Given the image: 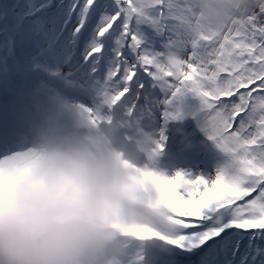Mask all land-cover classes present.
<instances>
[{
  "label": "snow or ice",
  "instance_id": "1",
  "mask_svg": "<svg viewBox=\"0 0 264 264\" xmlns=\"http://www.w3.org/2000/svg\"><path fill=\"white\" fill-rule=\"evenodd\" d=\"M182 3L0 4V95L20 127L111 107L147 124L163 154L167 124L190 116L214 149V175L162 161L180 227L156 264H264V14L196 38L179 24Z\"/></svg>",
  "mask_w": 264,
  "mask_h": 264
},
{
  "label": "clouds",
  "instance_id": "2",
  "mask_svg": "<svg viewBox=\"0 0 264 264\" xmlns=\"http://www.w3.org/2000/svg\"><path fill=\"white\" fill-rule=\"evenodd\" d=\"M261 14L264 0H183L179 24L217 37ZM163 156L111 107L21 127L0 151V264H156L180 227Z\"/></svg>",
  "mask_w": 264,
  "mask_h": 264
},
{
  "label": "rangeland",
  "instance_id": "3",
  "mask_svg": "<svg viewBox=\"0 0 264 264\" xmlns=\"http://www.w3.org/2000/svg\"><path fill=\"white\" fill-rule=\"evenodd\" d=\"M15 0H0V4L3 3H13ZM2 23V22H0ZM3 41V33L0 32V42ZM82 50V49H81ZM8 97H4L0 95V125L3 124V128H0V141L2 138L8 137L4 132H1L4 130L6 133L10 134L11 131L18 132L21 127L16 124L7 114L6 111V103ZM184 104L187 108H194L196 105V101L192 99L191 97L186 98L184 101ZM5 116V120L2 119V117ZM8 122L10 124V128L6 129L5 128V123ZM170 125L168 126V133H165L167 139L169 137V144L167 148H165V154L162 157V161H166L167 163L173 165L174 167L178 168H183L185 170L191 171V172H203L207 169L200 168V165H192V166H187L186 161L187 157H182L181 155L185 152H188L189 148L196 147L198 146L199 149L198 151H202V149L206 146H210V144H205L203 141L205 140V137L203 134L200 132L198 127L196 126L195 121L190 117L186 116L183 120H177V121H171L169 122ZM161 120L159 118L158 112L155 114V119H154V124H153V131H155L157 134L159 132V129L161 127ZM170 133L172 135L170 136ZM16 135V133H15ZM181 137L180 142L175 144L174 146L172 145L175 142L176 137ZM186 141V142H185ZM4 144L5 146L7 145L6 142H0V144ZM175 148V149H174ZM212 148V147H211ZM198 162H204L202 159H200ZM205 163V162H204ZM185 164V165H184ZM210 166V164H209ZM212 166V165H211ZM210 172V174L214 175V170H207Z\"/></svg>",
  "mask_w": 264,
  "mask_h": 264
},
{
  "label": "bare ground",
  "instance_id": "4",
  "mask_svg": "<svg viewBox=\"0 0 264 264\" xmlns=\"http://www.w3.org/2000/svg\"><path fill=\"white\" fill-rule=\"evenodd\" d=\"M3 111H6V110H3ZM2 119L5 120V116L2 117ZM3 124L0 125V128H3L4 127L2 126ZM5 128L8 129L10 127V124L8 122H6L5 124ZM170 125V123L167 124V126L165 127L164 131L165 133H168V126ZM1 132H4L8 137H11L12 134H8L6 133L4 130H2ZM172 135V133H170V136ZM180 138L181 137H176L175 139V142L172 144L173 146L177 143L180 142ZM13 139H16V138H13ZM5 140H8V139H5ZM169 137L167 139V142H166V147L168 146L169 144ZM186 142V141H185ZM175 149V148H174ZM199 147L198 146H194L192 148H189L188 152H185L183 153L181 156L182 157H187V161H186V165L187 166H192V165H200V168H204V169H207V170H214L212 169L211 167L213 166V153H214V149L209 147V146H206L202 149V151H198ZM200 159H202L204 162H198ZM163 162H166L165 160ZM210 164V166H209ZM185 165V164H184ZM212 165V166H211Z\"/></svg>",
  "mask_w": 264,
  "mask_h": 264
},
{
  "label": "water",
  "instance_id": "5",
  "mask_svg": "<svg viewBox=\"0 0 264 264\" xmlns=\"http://www.w3.org/2000/svg\"><path fill=\"white\" fill-rule=\"evenodd\" d=\"M14 140H15V139H12V140H10V141H7L8 143H7L6 146H5L3 143L0 144V151H3L4 149H6V148L12 146ZM4 142H6V140H4Z\"/></svg>",
  "mask_w": 264,
  "mask_h": 264
}]
</instances>
